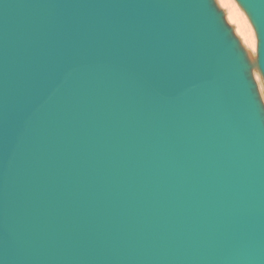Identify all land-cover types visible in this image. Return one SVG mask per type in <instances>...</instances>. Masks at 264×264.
Here are the masks:
<instances>
[{"label":"water","instance_id":"obj_1","mask_svg":"<svg viewBox=\"0 0 264 264\" xmlns=\"http://www.w3.org/2000/svg\"><path fill=\"white\" fill-rule=\"evenodd\" d=\"M0 0V264H264V0Z\"/></svg>","mask_w":264,"mask_h":264},{"label":"rangeland","instance_id":"obj_2","mask_svg":"<svg viewBox=\"0 0 264 264\" xmlns=\"http://www.w3.org/2000/svg\"><path fill=\"white\" fill-rule=\"evenodd\" d=\"M215 1V0H214ZM234 2H235V4H238V3H236V1L235 0H233ZM215 3H216V1H215ZM221 4V2H219V0L217 1V6L220 8V9H222L223 11H224V17H226V21H227V23L232 27V29H233V32H234V34L238 37V39H239V41H240V43H241V45L244 47V48H246L245 50L248 52V54H249V56L251 57V55H250V53L249 52H251L252 54H253V56H252V58L253 57H255V52H256V36H255V32H254V29H253V27H252V25H251V23H250V21H249V19H248V17H247V15L245 14V12L241 9V7L239 6V5H237V7L239 8V10H241V13L243 14L242 15V17H243V19L246 21V23L248 24V33H249V36H250V39H249V37H248V42H249V45L246 43V41H244V37L238 32V30H236V23L235 22H233L232 20H230V18H227V17H229L228 16V9L224 6V5H220ZM226 12V13H225ZM250 49V50H249ZM252 49V50H251ZM254 71H256L255 73H254ZM253 71V78H254V80H255V82H256V84H257V87H258V91H259V93H260V96H261V98H262V101L264 102V85H263V82H262V79H260L261 77H260V75H259V73L257 72V70H254ZM258 76L260 77V78H258ZM256 78L258 79V81L256 80Z\"/></svg>","mask_w":264,"mask_h":264},{"label":"bare ground","instance_id":"obj_3","mask_svg":"<svg viewBox=\"0 0 264 264\" xmlns=\"http://www.w3.org/2000/svg\"><path fill=\"white\" fill-rule=\"evenodd\" d=\"M216 3L218 0H215ZM219 2H221L222 5H224L227 9H228V16L227 18H230V20H232L233 22L236 23V30H238V32L244 37V41H246V43L249 45L248 42V37L250 39L249 33H248V24L246 23V21L243 19L242 17V13L241 10H239V6L237 7L238 4H235V2L233 0H219ZM237 3V2H236ZM220 4V3H219ZM220 4V5H221ZM223 9V8H222ZM224 12V11H223ZM226 13V12H225ZM226 19V17H225ZM246 49V48H245ZM250 50V49H249ZM252 50V49H251ZM248 51V50H247ZM248 53V52H247ZM251 57L253 56V54L251 52H249ZM254 71V70H253ZM256 71H254L255 73ZM253 73V72H252ZM258 78H260L258 76ZM261 79V78H260ZM256 80L258 81V79L256 78Z\"/></svg>","mask_w":264,"mask_h":264}]
</instances>
